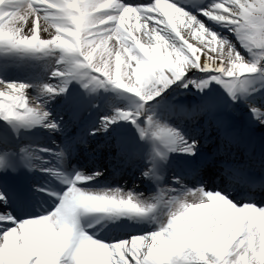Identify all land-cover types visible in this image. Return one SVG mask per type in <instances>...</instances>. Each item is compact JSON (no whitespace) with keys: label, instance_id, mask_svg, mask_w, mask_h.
<instances>
[{"label":"snow or ice","instance_id":"obj_1","mask_svg":"<svg viewBox=\"0 0 264 264\" xmlns=\"http://www.w3.org/2000/svg\"><path fill=\"white\" fill-rule=\"evenodd\" d=\"M158 3L159 0L135 4L125 0L111 3L104 0H8L0 5V16H3L0 45L21 52L51 49L61 53L59 63L63 67L52 74L59 83L44 85V97L55 99L63 95L67 98L71 82L79 81L85 91L94 92L112 85L139 98L131 111L118 110L103 117L101 127L91 134L107 132L113 125L125 121L136 127L142 141L150 138L153 141L151 166L142 176L153 179L158 188V192L149 197L122 188L95 189L81 186L79 182L95 181L104 173L77 171L75 178L69 181L71 186L59 195V190L48 184H34L35 194L53 193V207L37 211L28 207L30 194L22 187L8 191L6 185L0 184V264H259L257 254L264 246V228L261 227L264 204H258L253 198L234 202L229 194L210 190L199 180L195 186L185 181L195 180L217 157H225L220 166L236 182H250L247 175L250 167L264 169V156L257 157L254 144L231 129L228 115L235 112L237 102L243 101L256 120L264 124V105L252 98L260 89L250 87L256 80L250 74L259 72L260 88H264V0H187L186 4L168 0L180 10L183 27L179 23L173 27L159 10ZM130 8L148 22L154 34L150 42L139 32L126 28L125 17ZM5 13H17L24 19L14 23ZM96 22L111 42V54L107 58L96 59L89 49L79 46L82 31ZM213 23L232 32L247 54L236 42L213 30ZM185 31L199 42V47L185 38ZM69 33L77 37L76 43H69ZM217 86H222L232 103L217 99L214 95ZM29 87L31 85L21 82L0 80V119L17 138L21 128L34 125L52 132L60 131V123L52 119L47 110L48 99L28 105ZM193 88L201 94V99L191 107L176 103L167 95L170 90L172 93L179 89L191 92ZM156 108L161 109L162 115L175 116L182 121L195 123L203 119V127L209 133L215 129L220 138L219 147L203 157L198 167L186 168L180 175L173 174L172 184H164L172 156L196 157L201 151V141L162 120ZM7 145V139L0 136V150L9 157H16L17 152ZM57 147L59 151L48 148L40 151L54 153L60 165L66 167L69 153ZM234 147L244 149L245 160L237 159L232 151ZM115 148L117 157L124 154L121 143L117 142ZM19 157V166L12 163L4 167L0 159V168H3L0 171L7 172L11 168L13 173H19L21 167L29 171H49L42 164L32 162L28 146L19 148ZM57 176L66 179L62 173ZM251 186L264 189V180L253 182ZM190 195L199 197V214L207 221L199 227L193 224L196 213L192 207L179 211L181 206L189 204ZM73 196H78L79 204L94 213L148 218L159 211V218L151 215L158 229L104 242L103 238H93L83 228L82 233L61 243L57 225L50 217ZM170 233L175 235V240ZM95 235L99 236V232ZM161 239L168 240V246H162Z\"/></svg>","mask_w":264,"mask_h":264},{"label":"bare ground","instance_id":"obj_2","mask_svg":"<svg viewBox=\"0 0 264 264\" xmlns=\"http://www.w3.org/2000/svg\"><path fill=\"white\" fill-rule=\"evenodd\" d=\"M169 2H171V1H169ZM180 2H181V4H186L187 0H180ZM158 7H159V10L164 14L169 12V11H173L175 8L173 5L168 3V0H159ZM6 14H8V13H6ZM9 17H10L11 21L14 23H18L19 21L24 19L23 16L18 15L17 13H11L9 15ZM167 19H168V22L173 27H175L176 24H178V23L181 24L182 27L184 26L182 19H181L180 10L175 12L174 16L171 19H169V17H167ZM141 20H142L141 17L137 16L136 12H132L130 15H127V17H125L126 28L131 29L133 32H139L143 36V38L146 42H148V40L151 41L152 39H154V34L151 32V29L148 25V22L147 21L144 22ZM27 23L30 24V21H27ZM95 24L89 25L87 29L83 30L84 49H89L96 59L107 58L111 54V42L107 39L106 33L102 30L101 26L95 25ZM20 26L25 27V24H21ZM212 27H213V30L221 33L224 36H227L229 39L236 42L237 47L241 48V51L244 52L245 54H247V52L239 45L238 41L235 40L234 34L232 32H230L227 29L221 28L218 24H215V23L212 24ZM90 29H95V31H91ZM184 34L188 38H190L191 40L196 42V43H194V45H196L197 47L200 46L199 42L194 37H191L187 33V31H185ZM69 43H75V36L71 35V33H69ZM225 52H226V49H225ZM254 82H256V85L254 88H259L260 90L258 92L253 93L252 98L258 104L264 105V88H260L261 81L257 80V78H256V80ZM27 93H28L29 97H26V100H27L29 106H33L34 104H37V103L43 101L42 95L37 90H31L30 88H28ZM124 96H126V95L119 94V93H111V99L114 102H119L120 100H126L128 102L129 99L127 97H124ZM182 96L184 97L185 95H182ZM108 110H106V111H108ZM158 116L162 120H167V121L170 118L168 116L162 115V113H160ZM171 117H174V116H171ZM255 121L258 122L256 120V118H255ZM191 123L194 124L193 121H191ZM258 126L262 129L264 128V127H262L261 124H258ZM217 144L220 145V139L217 141Z\"/></svg>","mask_w":264,"mask_h":264},{"label":"clouds","instance_id":"obj_3","mask_svg":"<svg viewBox=\"0 0 264 264\" xmlns=\"http://www.w3.org/2000/svg\"><path fill=\"white\" fill-rule=\"evenodd\" d=\"M133 11H135V9H128V13ZM177 11H179V9L174 8L173 11H169L165 13V15L171 19ZM187 200L189 201V204L181 206L179 211L183 212L186 211L188 207H192L196 213L193 218L194 226L199 227L201 223H206V219L202 218L199 214V197L190 195L187 197ZM93 207L97 206L93 205ZM90 214H94V212L90 211L88 208L82 207L79 204L78 196H73L67 202L62 203L61 206H58L51 214L50 219H52L57 225V233L59 234L58 239L60 242H67L77 234L82 233L84 228L82 225L88 224L92 220ZM261 227L264 228V225ZM181 230H183V226ZM169 236L172 240L176 239L175 235L172 233H170ZM168 244V240L161 239L162 246L166 247ZM257 256L259 259V264H264V246L261 247Z\"/></svg>","mask_w":264,"mask_h":264}]
</instances>
